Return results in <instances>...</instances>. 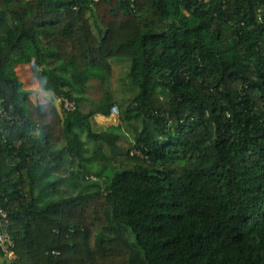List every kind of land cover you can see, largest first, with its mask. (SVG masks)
I'll list each match as a JSON object with an SVG mask.
<instances>
[{
  "label": "trees",
  "instance_id": "16d2710c",
  "mask_svg": "<svg viewBox=\"0 0 264 264\" xmlns=\"http://www.w3.org/2000/svg\"><path fill=\"white\" fill-rule=\"evenodd\" d=\"M0 204L11 264H264V0H0Z\"/></svg>",
  "mask_w": 264,
  "mask_h": 264
},
{
  "label": "rangeland",
  "instance_id": "374dc122",
  "mask_svg": "<svg viewBox=\"0 0 264 264\" xmlns=\"http://www.w3.org/2000/svg\"><path fill=\"white\" fill-rule=\"evenodd\" d=\"M114 72L110 79V81L105 85H100L99 82L92 80L89 83V90L87 93V97H89L90 101L99 102L106 91H109L113 94V97L118 100V103L125 102L126 104L130 103L134 98L136 92L129 89L128 85V72L130 68L129 61H121L115 62ZM18 68V78L23 84V88L28 91H32L33 94L31 97L35 99L37 102H46L51 103L56 106L58 110L61 111L62 104L61 101L56 100L51 93L43 92L40 89L37 79L34 78L31 64L29 65H19ZM16 68V69H17ZM45 94V95H44ZM49 97V98H48ZM120 101V102H119ZM121 104H119L120 106ZM125 105V104H124ZM84 110H89V105L84 106ZM119 117L120 111L118 107V113L114 114L112 112V116L110 120H96L95 130L98 132H102L110 127L109 125L112 124L113 126L119 125ZM130 136V135H129ZM130 140L131 137H129ZM121 147L125 152L128 149L127 143H122ZM0 264H5V259L0 257Z\"/></svg>",
  "mask_w": 264,
  "mask_h": 264
},
{
  "label": "built area",
  "instance_id": "2783aa9c",
  "mask_svg": "<svg viewBox=\"0 0 264 264\" xmlns=\"http://www.w3.org/2000/svg\"><path fill=\"white\" fill-rule=\"evenodd\" d=\"M60 101V100H59ZM63 110L72 112L76 110L75 102L63 99L61 100ZM114 114L118 113V108L115 106L112 109ZM10 218L8 212L0 204V250L3 258L11 264L17 259L15 253V241L10 233ZM57 254V253H53Z\"/></svg>",
  "mask_w": 264,
  "mask_h": 264
},
{
  "label": "crops",
  "instance_id": "0c3cea01",
  "mask_svg": "<svg viewBox=\"0 0 264 264\" xmlns=\"http://www.w3.org/2000/svg\"><path fill=\"white\" fill-rule=\"evenodd\" d=\"M16 73H17V76H18V68L16 69ZM38 84H39V83H38ZM44 95H45V94H44ZM48 98H49V97H48ZM31 99H32L33 101L37 102V101H36L35 99H33L32 97H31ZM39 103H41V102L39 101ZM41 104H46V102H43V103H41ZM111 116H112V115H111ZM110 118H111V117H108V118H107V117H103V116H96V117H94V118L92 119V126H93L94 131L97 132V131L95 130V126H94V125L96 124V120H97V119L108 121V120H110ZM109 126L111 127V126H113V125L110 124ZM110 127H108V128H110ZM105 131H106V130H105ZM105 131H102V132H99V131H98V133H103V132H105ZM59 146H60V145H59ZM59 148H61V146H60Z\"/></svg>",
  "mask_w": 264,
  "mask_h": 264
}]
</instances>
